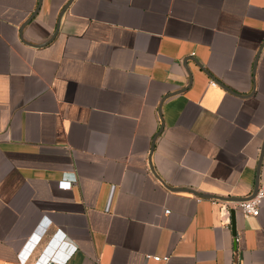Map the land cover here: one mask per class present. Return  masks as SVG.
Listing matches in <instances>:
<instances>
[{"label": "crops", "instance_id": "obj_1", "mask_svg": "<svg viewBox=\"0 0 264 264\" xmlns=\"http://www.w3.org/2000/svg\"><path fill=\"white\" fill-rule=\"evenodd\" d=\"M258 184L264 0H0V264H264Z\"/></svg>", "mask_w": 264, "mask_h": 264}, {"label": "built area", "instance_id": "obj_2", "mask_svg": "<svg viewBox=\"0 0 264 264\" xmlns=\"http://www.w3.org/2000/svg\"><path fill=\"white\" fill-rule=\"evenodd\" d=\"M59 187L61 189H68L71 187V183L70 182L66 183L65 181H61L59 183ZM263 199H264V184H258L256 186L254 194L250 198L241 202H237L231 210L240 213L243 217L246 218H256L259 215ZM154 260L160 261V258L154 257Z\"/></svg>", "mask_w": 264, "mask_h": 264}, {"label": "water", "instance_id": "obj_3", "mask_svg": "<svg viewBox=\"0 0 264 264\" xmlns=\"http://www.w3.org/2000/svg\"><path fill=\"white\" fill-rule=\"evenodd\" d=\"M156 138H157V136L155 137V139L154 140H156ZM153 140V141H154ZM151 170V172H152V174L154 175V172L152 171V169H150ZM257 186V185H256ZM256 186H255V188H254V190H253V192H252V194L248 197V198H250L253 194H254V192H255V189H256ZM173 192H188V193H193L196 197H199V198H204V199H212V197H210V196H207V195H202V194H198V193H195V192H193V191H189V190H184V189H173L172 190ZM247 198V199H248ZM244 200H246V199H241L240 201H238V202H241V201H244Z\"/></svg>", "mask_w": 264, "mask_h": 264}]
</instances>
